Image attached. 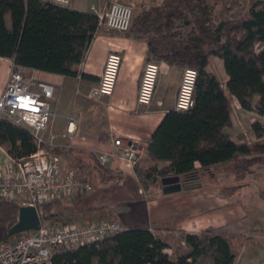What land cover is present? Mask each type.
I'll list each match as a JSON object with an SVG mask.
<instances>
[{
  "label": "trees",
  "instance_id": "obj_1",
  "mask_svg": "<svg viewBox=\"0 0 264 264\" xmlns=\"http://www.w3.org/2000/svg\"><path fill=\"white\" fill-rule=\"evenodd\" d=\"M231 14L234 17L227 18ZM5 15L10 27L4 23ZM97 29L98 18L92 12L46 0H0V56L12 58L15 66L77 76ZM125 35L144 40L150 59L197 71L193 105L164 114L135 168L143 189L161 186V178L168 175H178L187 183L197 182L206 172L230 170L239 180L264 169V164L253 167L264 155V123L251 124L258 138L249 143L234 142L224 130L232 123L230 96L245 109L256 98L255 110L264 115V0H162L134 11ZM213 56L222 60L228 76L225 87L206 69ZM0 146L17 158L37 148L26 128L6 118H0ZM53 150L60 155L69 153L70 169L88 179L92 176L100 184L125 180L120 171L100 164L92 151L67 146ZM163 161L168 163L159 166ZM44 205L37 206L42 224L51 216L40 211ZM19 206L0 197V242L11 237L8 229L16 222ZM167 231L123 228L75 248H55L51 262L235 264L238 250L251 237L207 228L198 233L181 231L170 240Z\"/></svg>",
  "mask_w": 264,
  "mask_h": 264
},
{
  "label": "crops",
  "instance_id": "obj_2",
  "mask_svg": "<svg viewBox=\"0 0 264 264\" xmlns=\"http://www.w3.org/2000/svg\"><path fill=\"white\" fill-rule=\"evenodd\" d=\"M113 2L130 5L134 11H137L158 5L162 0H72L69 5L64 6L79 11L91 12V5L104 10ZM4 23L7 27H10L9 16H4ZM125 32L126 31H117L107 27H99L78 65L77 76H65L33 68H24L28 70V73L33 74L36 79L51 83L55 87L51 104L52 108L54 107L53 110L55 111V109L58 108V111H55V115L50 120L48 128L54 131L60 139L65 136L66 117L72 116L77 121L76 136H74L73 143L69 144L70 141L66 137L68 144L65 145L66 143L63 142L65 139L58 140L57 138L59 147H78L91 150L92 152L109 151L114 148L113 141L119 137L123 144L129 142L135 144L141 154L138 163L140 165L141 157L144 155L155 127L168 110L174 109L173 106L182 66L170 65L162 61L158 62L160 66L153 98L148 106H138L136 104L138 82L144 63L150 60V53L144 40L126 36ZM111 51H118L122 55V63L118 70L112 94L103 99L105 106L104 129L101 128V124L99 123L94 127L92 132H86L84 128H82L83 136H79L80 127L78 126V117L72 115V109H69L72 107L67 105L66 101L73 100L75 101L74 103H76L80 98L90 100L88 93L98 84L105 58ZM13 66L14 62L12 58L0 56V95L4 91L9 71ZM222 86L225 87V84ZM59 100L62 101L63 104H60ZM230 101L231 105L235 101L238 102L234 96H230ZM97 104L100 103L98 102ZM88 112L84 111V114L79 112L82 114L83 122H87L89 116L95 115L94 111H91V115ZM230 126L225 127L224 130L229 134L231 139L236 143L244 142L239 139L237 133L234 134L230 130ZM78 136L80 140H76ZM3 149L4 148L0 146V152L5 159ZM120 162L121 161L115 158L104 166L115 171H120L123 175L125 172ZM1 163L2 162H0V164ZM167 163L166 161L160 162L159 166H163ZM195 166H199V163L196 162ZM134 176L133 173L132 177ZM202 176L203 180L206 179V182H213L215 180L227 182L229 180L227 174L218 173L217 170H215L214 173L206 172L202 174ZM86 179L89 181L88 178ZM239 180L242 182V180H245V177ZM201 183L198 188H193L190 185L192 184L191 182L184 183L179 180L180 187L176 189L171 187L164 189L162 185L159 187H152L150 199H147L145 203H143V201L141 202L142 206L145 204L146 208L151 211V215L143 220L136 219L135 217H124L122 219L116 214V209L123 207L125 204L137 207V205H140L138 200H134L138 204H135L132 200H119L116 202L115 206L103 204L105 199L101 197L102 194L90 190L83 194L76 195V198L72 197L46 203L44 206L53 203L59 204L60 202H63L64 205L58 212H44L45 215H51L45 221V224L85 222L98 219L99 217L103 218L104 216L117 215L124 228L145 227L153 232L156 228H160L162 233H166L167 229L171 228V230L167 232L170 234L169 239L172 240V237H177L176 233L180 235L181 231L198 233L207 228H213L217 231L232 232L233 229L229 230V227L233 223L230 222L236 219L237 226L239 225L241 230L238 232L234 231L233 233H244L247 235L246 232H243L245 229L247 230V226H245L243 222L247 215L246 210L255 213L259 211V208L252 204L246 206L239 200L244 197L243 190L244 186L246 187L244 181L240 189L238 188L234 192H223L222 185L211 187L212 185L205 186ZM189 185L191 188L188 187ZM254 192L255 191H253V193ZM121 196L129 197V195L125 194L123 191L120 192V197ZM232 197H238L236 209L231 207L233 204H231L229 200ZM260 197L262 196L260 195ZM81 202H83V205L79 206ZM73 203H76V206L69 205ZM168 205H172V208L178 211L179 215H175V217L168 218L167 220L166 216L160 210L162 206ZM262 206H264V202ZM186 208L188 209L186 210ZM109 210L113 212H109ZM230 210L237 215L236 218L229 217ZM249 227L254 233H252L250 235L251 237L246 239L241 245L238 250L240 255L237 253L235 264H264V224H253Z\"/></svg>",
  "mask_w": 264,
  "mask_h": 264
},
{
  "label": "built area",
  "instance_id": "obj_3",
  "mask_svg": "<svg viewBox=\"0 0 264 264\" xmlns=\"http://www.w3.org/2000/svg\"><path fill=\"white\" fill-rule=\"evenodd\" d=\"M58 5H69L72 0H46ZM90 11L98 18V28L107 27L117 31L129 29L133 10L130 5L113 2L104 10L94 5ZM122 55L118 51L107 54L98 84L88 97L101 103L112 94ZM159 63L148 60L144 63L136 93V104L148 106L153 98L159 73ZM197 78L195 68L184 67L178 85L173 108L178 111L193 105V90ZM55 87L40 81L21 66H13L8 75L4 91L0 95V118L26 128L37 144L36 150L26 157H14L5 153L0 164V197L14 200L20 205L51 203L72 198L92 189L91 183L74 170L63 171L61 155L53 150L58 147L57 135L48 128L54 117L51 100ZM77 121L66 117L65 137L72 144L76 136ZM114 148L96 152L102 165L118 159L136 175V164L140 153L133 142L123 144L121 138L114 141ZM124 227L114 218L92 219L85 222L66 224H41L38 229H30L12 235L0 242V264H52L55 248L71 249L78 245L100 240Z\"/></svg>",
  "mask_w": 264,
  "mask_h": 264
},
{
  "label": "rangeland",
  "instance_id": "obj_4",
  "mask_svg": "<svg viewBox=\"0 0 264 264\" xmlns=\"http://www.w3.org/2000/svg\"><path fill=\"white\" fill-rule=\"evenodd\" d=\"M133 12L134 9L132 8ZM234 16L233 14H231L230 16H228L227 18L232 19ZM103 29V28H102ZM186 30V28H184ZM150 60H154V59H150ZM184 67L186 66H182V71L184 69ZM206 69L213 73L217 79L220 81V83L222 85L225 84V81L227 79V74L224 71L223 68V64H222V60L218 57H211L210 61L208 63V65L206 66ZM182 74V72H181ZM181 78V76H180ZM180 82V80H179ZM179 85V84H178ZM178 89V88H177ZM177 93V92H176ZM75 101H66L67 105H70L72 108V115H75L78 117V126L81 128H79V136H83V129L86 132H92L94 130V127L96 125H98L99 123L101 124V128L104 129V115H105V106H104V102L102 101L100 104L95 103V101H93L92 99L88 100L86 98H80V100H78L76 103H74ZM60 104H63L62 101L59 100ZM255 103H256V98L253 99V103H252V107L250 109H245L243 108L238 102H233L231 105V114H232V118H233V122L231 124V126L229 127L230 130L238 135L239 139H241L244 142H252L257 140V134L252 130L251 128V124L253 122H259V123H264V115L259 114L256 112L255 110ZM76 104V105H75ZM77 106V107H76ZM67 108V107H66ZM54 109V107H53ZM55 111H58V108L55 109ZM84 111H89L88 113L91 115V111L95 112V115L93 116H89V119L87 120V122H83L82 121V114ZM81 112V113H79ZM84 114V113H83ZM87 123V124H86ZM104 125V126H103ZM82 126V127H81ZM63 136V135H62ZM61 136V137H62ZM77 137L76 140H80V137ZM60 139H65L63 142H65L67 145L68 144V140H66L67 138L64 136ZM58 138V140H60ZM264 139V137H263ZM91 151V150H89ZM94 154H96V152H93ZM70 154L67 152H63L61 154V164H62V168L65 171L67 170H71V165H70ZM4 160V156L2 155V153L0 152V162H3ZM120 161V160H119ZM139 163V162H138ZM136 164V167H138L139 164ZM262 165L264 164V155L262 157H260L259 161L253 164V167H256L257 165ZM120 165L122 167V169L124 170L125 174L124 175V181H114L112 183H108V184H100L94 177H89V182L91 183L92 186V191L93 192H97L99 194H102L101 197L103 199H105L103 201V204H111V205H116V202L119 200H123V201H130L132 200V202L135 200H138V203H140V205H137V207L133 206V205H129V204H125L123 207H119L118 209H116V214L120 217V218H131V217H135L136 219H145L146 217H149L151 215V211L146 208V205L144 204L142 206L141 202L143 201V203H145V201L147 199H150V195H152V193L150 191H152L151 187L148 188V190L143 189L142 184L139 181V178L137 177V174L132 177L133 172L130 171L123 163L120 162ZM252 166V165H251ZM264 167V166H263ZM218 173L221 174H227L228 176V181H222L219 182L218 180H215L213 182H206L204 179L203 180V176L201 178V180L199 182H191L192 184L191 187L193 188H198L201 184H204L205 186H210L211 187H218L220 185L225 186L228 185L225 190L223 189V192H231V191H235L237 190L239 187L235 188L234 190H232L233 187H235L237 184L239 183H243L246 185V187L244 186V192L243 198H240L239 200H241V202H243L246 206L249 205H253V206H257L259 208V211L254 212H249V210H246L247 215L246 218L243 220L245 226H247V230L245 229L243 232H246L247 235H251L253 232V230L249 227L252 226L253 224L258 225V224H264V206H262V203L264 202L262 198H264V169H260L258 168V170L256 172L250 173L245 177V180H242V182L240 180H236L235 176L233 174V172H231L229 170V172H224L222 171H217ZM122 174V173H121ZM199 183V184H198ZM107 185V186H105ZM190 185L188 186L189 188ZM187 187V186H186ZM205 189V188H204ZM240 189V188H239ZM125 192V194L129 195V197L125 196V197H120V192ZM253 191H255L253 193ZM260 197V195L262 197ZM74 198H76L74 196ZM233 198V199H232ZM230 198L229 201H231V204H233L231 207L236 209V202L238 201V197H232ZM134 201L135 204H138ZM76 203L73 204H69L71 206H76ZM64 205L63 202H60L59 204L53 203V204H48L44 207H40V211L41 212H58L60 210V208ZM83 202H81L82 206ZM185 209V208H184ZM188 208H186L187 210ZM233 209V210H234ZM165 216L166 219L168 220V218H173L175 217V215H179V212L174 210L172 208V205H168V206H162L161 210H160ZM109 212H113L110 211ZM249 212V213H248ZM115 214V213H114ZM104 216L106 218H114L116 220H118L121 224L122 222L120 221V219H118V216ZM233 217L236 218V214L234 212H232L230 210V214L229 217ZM103 217V218H104ZM102 217H99L98 219H100ZM236 219H234L232 222L233 223L230 227L229 230L233 229L232 232H238L239 230H241V228L239 227V225L237 226V222L235 221ZM123 225V224H122ZM236 225V227H235ZM234 227V228H232ZM180 231V230H179ZM178 231V232H179ZM177 237H179V233H176ZM250 243V242H247ZM167 253L169 254V256L172 259H175L172 250L171 249H166ZM239 254V253H238ZM240 255V254H239Z\"/></svg>",
  "mask_w": 264,
  "mask_h": 264
},
{
  "label": "water",
  "instance_id": "obj_5",
  "mask_svg": "<svg viewBox=\"0 0 264 264\" xmlns=\"http://www.w3.org/2000/svg\"><path fill=\"white\" fill-rule=\"evenodd\" d=\"M179 180L178 175H168L161 178V184L164 189L169 187L176 189L180 187ZM41 224V218L35 206L20 205L16 222L9 227L8 234L12 236L25 230L38 229Z\"/></svg>",
  "mask_w": 264,
  "mask_h": 264
}]
</instances>
